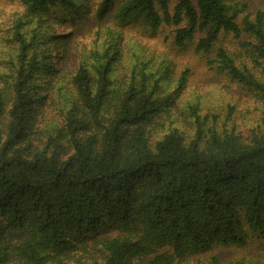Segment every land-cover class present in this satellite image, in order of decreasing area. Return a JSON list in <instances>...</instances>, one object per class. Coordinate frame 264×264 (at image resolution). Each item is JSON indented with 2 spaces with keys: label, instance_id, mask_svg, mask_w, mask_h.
<instances>
[{
  "label": "trees",
  "instance_id": "16d2710c",
  "mask_svg": "<svg viewBox=\"0 0 264 264\" xmlns=\"http://www.w3.org/2000/svg\"><path fill=\"white\" fill-rule=\"evenodd\" d=\"M19 1L27 23L15 24L16 63L0 87V264H187L214 246L264 242V124L246 135L196 102L182 124L172 120L186 77L169 93L168 69L158 77L141 59L130 76L114 75L118 42L91 52L70 87L57 79L54 97L50 83L40 93L36 76L58 72L41 50L42 29L78 3ZM95 19L171 29L174 47L194 44L264 103L262 10L231 0H101ZM228 35L247 36L251 67L218 46ZM70 37L57 47L68 51Z\"/></svg>",
  "mask_w": 264,
  "mask_h": 264
},
{
  "label": "rangeland",
  "instance_id": "374dc122",
  "mask_svg": "<svg viewBox=\"0 0 264 264\" xmlns=\"http://www.w3.org/2000/svg\"><path fill=\"white\" fill-rule=\"evenodd\" d=\"M77 9L70 12H57L50 29L44 27V38L41 40L42 52L50 54L57 62V74L51 78L46 71L36 76L34 85L41 86L40 93L50 83L52 97L55 96L53 83L65 84L70 87L71 78L85 63L91 62V52H101L109 48L110 43L118 42L122 47V59L114 75L121 78L130 76L138 59L150 62L152 72L161 76L165 69L168 75L164 85L171 93L177 82L184 75L185 82L174 97L172 120L182 124L186 117L189 104L199 103L203 113L217 116L219 121L236 126L237 130L248 135L264 124V103L258 101L253 93L231 82L225 74L215 66L209 65L208 55L198 54L195 45L177 48L171 44V29H162L157 33L145 28L142 21L119 25L111 20L97 21L95 10L101 0H76ZM238 4L248 5V12L264 11V0H231ZM114 10H111L113 12ZM25 17V8L19 0H0V87L12 78V68L16 63L17 44L13 40L14 27L18 20ZM32 23V22H31ZM35 26V21L31 27ZM68 51L60 50L58 43L66 36ZM113 36V37H112ZM111 37L114 40H111ZM247 36L236 40L231 36L222 37L218 46L236 57L238 64L247 62L242 44L248 42ZM52 62V60H50ZM257 77L261 74L254 72ZM52 81V83H51ZM47 84V85H46ZM185 117V118H184ZM188 118V117H187ZM230 264H262L264 262V242L253 239L245 248L233 246H214L209 250L189 257L187 264L198 262L208 263L212 259Z\"/></svg>",
  "mask_w": 264,
  "mask_h": 264
}]
</instances>
